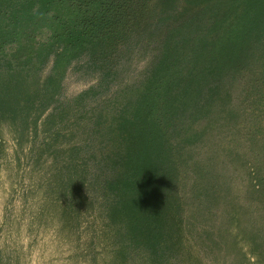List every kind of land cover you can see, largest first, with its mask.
<instances>
[{
  "label": "trees",
  "instance_id": "obj_1",
  "mask_svg": "<svg viewBox=\"0 0 264 264\" xmlns=\"http://www.w3.org/2000/svg\"><path fill=\"white\" fill-rule=\"evenodd\" d=\"M129 34L139 77L60 113L69 64ZM6 135L51 152L30 224L83 264H243L244 225L264 264V0H0V163Z\"/></svg>",
  "mask_w": 264,
  "mask_h": 264
},
{
  "label": "rangeland",
  "instance_id": "obj_2",
  "mask_svg": "<svg viewBox=\"0 0 264 264\" xmlns=\"http://www.w3.org/2000/svg\"><path fill=\"white\" fill-rule=\"evenodd\" d=\"M134 43L129 34L98 58L72 61L62 80V91L57 103L62 107L60 113L67 110L82 112L94 100L106 97L118 86L136 80L147 58L142 56V51L134 49ZM37 94L42 96L43 89L39 88ZM4 139L5 155L0 163L1 248L4 247L3 251L10 256L13 264H83L80 259L71 257L76 247L75 241L63 240L56 233L53 219L44 221L39 228L30 224L32 210L41 201L34 189L38 185V178L43 179L42 175L50 165L51 152L33 162L30 161V138L6 135ZM249 177V174H242L236 178V193L241 194L246 189L250 183ZM33 194H37L35 203ZM239 199L236 203L243 202L247 206L243 198ZM224 208L227 209L228 205L222 202L219 209ZM258 213L257 209L251 208L246 217L258 219L262 212ZM246 232H251L246 229V225L239 231H233L236 235L235 247L239 251L237 259L243 260V264H259L257 256L249 252Z\"/></svg>",
  "mask_w": 264,
  "mask_h": 264
}]
</instances>
